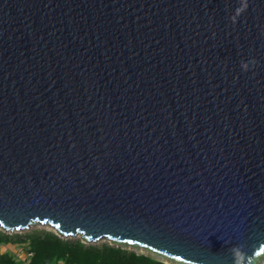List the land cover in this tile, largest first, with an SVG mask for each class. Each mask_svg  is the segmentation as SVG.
Returning a JSON list of instances; mask_svg holds the SVG:
<instances>
[{
    "label": "water",
    "instance_id": "1",
    "mask_svg": "<svg viewBox=\"0 0 264 264\" xmlns=\"http://www.w3.org/2000/svg\"><path fill=\"white\" fill-rule=\"evenodd\" d=\"M239 6L0 0V227L264 264V0Z\"/></svg>",
    "mask_w": 264,
    "mask_h": 264
},
{
    "label": "trees",
    "instance_id": "2",
    "mask_svg": "<svg viewBox=\"0 0 264 264\" xmlns=\"http://www.w3.org/2000/svg\"><path fill=\"white\" fill-rule=\"evenodd\" d=\"M60 235V234H59ZM50 230L33 229L12 234L0 231V264H24L12 247L26 253L27 264H171L151 252H137L118 243L88 242L81 237L65 238Z\"/></svg>",
    "mask_w": 264,
    "mask_h": 264
},
{
    "label": "rangeland",
    "instance_id": "3",
    "mask_svg": "<svg viewBox=\"0 0 264 264\" xmlns=\"http://www.w3.org/2000/svg\"><path fill=\"white\" fill-rule=\"evenodd\" d=\"M33 229H43V230H50V231H53L55 233H57L52 227H50L49 225L47 224H32V225H29L27 228L25 229H21V231H16V232H26V231H31ZM2 231V229H0ZM6 233H11L12 231H5ZM59 235V233H57ZM59 236H62V237H65V238H77L78 235L76 236H63V235H59ZM109 241L107 239H99L97 241H95L96 243H101L103 241ZM93 242V243H95ZM110 243H112L111 241H109ZM124 247L126 248H129V249H134L136 250L137 252H145V253H148V252H151V251H147L143 248H140V247H137V246H132V245H125ZM1 249H6V246H2ZM12 250L15 251L17 254L16 256L19 258V259H24L25 258V254L26 253L25 251H23L20 247H12ZM153 255L157 256V258H160V259H163L164 261L168 262V263H171V264H180L178 262H174V261H169V260H166L162 257H160L158 254H155L153 252H151ZM24 264H27L26 262H24Z\"/></svg>",
    "mask_w": 264,
    "mask_h": 264
},
{
    "label": "clouds",
    "instance_id": "4",
    "mask_svg": "<svg viewBox=\"0 0 264 264\" xmlns=\"http://www.w3.org/2000/svg\"><path fill=\"white\" fill-rule=\"evenodd\" d=\"M248 8V0H240V6L236 8L235 14L231 17L232 22L236 23L237 18L243 14ZM257 62L252 59L249 62L242 61L241 68L243 71H248L250 64L255 65ZM89 242V241H88ZM92 242V241H91ZM95 242V241H94ZM233 256V264H248L246 254H244L239 246H234L230 249Z\"/></svg>",
    "mask_w": 264,
    "mask_h": 264
},
{
    "label": "built area",
    "instance_id": "5",
    "mask_svg": "<svg viewBox=\"0 0 264 264\" xmlns=\"http://www.w3.org/2000/svg\"><path fill=\"white\" fill-rule=\"evenodd\" d=\"M0 229H2V232L3 233H6L5 231H12L11 233H8V234H12V233H15L16 231H21V230H7V229H4L3 227H0ZM1 231V230H0ZM25 254V258L24 259H22V260H24V262H27V260H26V255L27 256H30L31 255V252H28V253H24Z\"/></svg>",
    "mask_w": 264,
    "mask_h": 264
},
{
    "label": "crops",
    "instance_id": "6",
    "mask_svg": "<svg viewBox=\"0 0 264 264\" xmlns=\"http://www.w3.org/2000/svg\"><path fill=\"white\" fill-rule=\"evenodd\" d=\"M1 247H2V246H0V252H3L5 249L2 250Z\"/></svg>",
    "mask_w": 264,
    "mask_h": 264
}]
</instances>
